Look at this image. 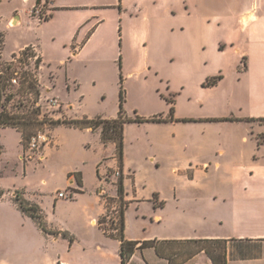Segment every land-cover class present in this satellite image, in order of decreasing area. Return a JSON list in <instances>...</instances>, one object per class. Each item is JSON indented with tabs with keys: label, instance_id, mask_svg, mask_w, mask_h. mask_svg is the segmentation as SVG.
Listing matches in <instances>:
<instances>
[{
	"label": "crops",
	"instance_id": "1",
	"mask_svg": "<svg viewBox=\"0 0 264 264\" xmlns=\"http://www.w3.org/2000/svg\"><path fill=\"white\" fill-rule=\"evenodd\" d=\"M7 1L12 6L4 12L0 0V24L5 21L12 29L27 25L33 32V40L22 43L16 51L27 45L36 47L43 62L39 71L46 66L53 78L52 82L43 83L45 91L58 99L68 119L118 116L119 90L117 104L94 112L85 109L87 104H76L71 97L76 90L79 100L84 97L83 83L75 74L76 65L87 69L91 62L89 46L109 41L121 48L119 73L123 70L130 79L134 76L142 84L148 80L154 84L153 94L142 90L139 103L133 104L129 100L132 89L127 86L124 116L157 118L124 123L120 159L116 143L103 141L101 126L92 129L55 125L51 130L52 143L44 146L42 160L23 159L20 132L6 127L16 136L15 148L11 157H6L9 148L0 137V182L4 176H18L19 169L27 177L46 170L48 154L68 147L70 136L58 133L60 129L84 133L79 150L82 146L92 154L90 159L71 158L75 161L62 167L66 180L52 193L50 208L39 186L22 189L13 185L6 196L1 194L0 204L10 203L11 213L4 224L8 236L14 235L8 224L18 213L27 229L23 246L28 253H45L49 247L57 252L63 246L68 253L76 247H94L104 258L113 252L118 256L114 264H120L118 233L122 214L124 239L138 242L127 264H264V0H228L226 6L221 0ZM39 2L46 3L49 9V16L41 22L29 14ZM45 42L63 46L57 60L42 48ZM146 43L149 46L145 55L136 54V46ZM207 46L211 55L223 61L210 66L201 64L208 53ZM150 48H154L153 53ZM228 53L233 56L232 61L224 58ZM166 60L172 64L174 75L165 72ZM61 67L64 90L57 83ZM228 72L236 75L237 89L240 80V104L236 92L234 100L202 92L219 90ZM214 76L220 78L214 85L205 86L206 80ZM192 80L196 92L191 89ZM229 117L238 119L224 120ZM132 125L151 130L148 140L152 151L148 156L156 169L162 164V154L172 161L171 171L177 180L170 183V198L157 186L149 187L146 195L141 194L145 184L139 176L141 165L131 158L128 148ZM1 128L5 127H0V131ZM87 166L93 174L91 181L86 177ZM115 167L123 174L121 192L118 179L101 177L106 168ZM46 183L42 177L40 185ZM65 188L73 192L72 198H57L56 192ZM186 189L196 191L191 204L184 202L182 193L179 195L180 190ZM16 190L23 191L29 203L39 207L47 231L19 209L14 200ZM171 199L175 205L172 219L177 212L192 224L191 230L161 236L130 231L132 205L140 210L133 218L146 219L150 215L141 212V204L151 203V221L161 222L169 215L164 213L170 209ZM142 243L144 246L138 247ZM61 263L72 264L67 260L48 264ZM93 264L113 263L106 258Z\"/></svg>",
	"mask_w": 264,
	"mask_h": 264
},
{
	"label": "rangeland",
	"instance_id": "2",
	"mask_svg": "<svg viewBox=\"0 0 264 264\" xmlns=\"http://www.w3.org/2000/svg\"><path fill=\"white\" fill-rule=\"evenodd\" d=\"M228 0H221L222 6H226ZM12 3L7 0H3L1 9L4 12L10 10ZM3 34V49H2V58L5 61L11 60V54L17 50V48L24 42L33 40V32L30 31L27 25L18 28H9L5 21L0 24V33ZM225 32V31H223ZM148 43L145 45L136 46L135 53L144 56L147 52ZM42 48L47 54H49L53 59H58L63 52V46L58 43H47L45 42L42 45ZM121 48L118 46V43L113 41L106 42L104 44L90 45L88 48V56L91 58V62L88 64L87 69H83L80 65H76L75 74L78 76V79L83 83L84 97L79 100V91L76 90L73 93L71 92L72 100L76 104H87L85 109L89 112H94L100 107H113L114 104L118 103V90H119V69H118V56L121 54L119 52ZM207 55L204 56L200 63H207L208 66L216 65L218 62L223 61L216 57L215 55L210 54V48L207 46ZM154 52V48H150V53ZM29 55L21 57V60H18L15 65L16 71L12 74L9 79V83L4 90V94L0 99L1 104H8L9 108H15L12 104H36L40 107V115L37 118H46L47 120L59 121L67 120L68 118L63 113L51 107L49 104L50 95L45 91L44 84L52 82V74L48 73V68L45 66L43 71L34 72L35 79L37 82L38 94H35L33 91H28L27 86L32 82L33 77L30 73V69H33L34 61L39 57V52L29 51ZM228 60H233L232 55L224 57ZM26 62L28 64H26ZM165 72L173 74L172 64L166 60L164 63ZM29 73H28V72ZM64 69L61 67L60 78L58 84L60 89H63L64 84ZM122 84L124 89H127V86H131V95H130V104L139 103V93L144 91L147 95L150 94V91L155 92L154 84L152 80L141 83L137 78H128L126 73H121ZM128 79V82L126 80ZM236 75L227 73L226 80L219 90L215 91H202L203 94L215 93L216 96H220L222 100H225L227 97H230V100H234V94L237 93V100L239 104L242 102L241 98V87L240 80L238 81V89L236 88ZM127 83V84H126ZM194 80L191 81L190 86L192 90H197L194 86ZM58 87V85H57ZM64 90V89H63ZM139 90V91H138ZM138 91V92H137ZM236 92V93H235ZM13 93L14 96L10 100H6L5 96ZM156 94V93H155ZM167 98V97H166ZM17 110V109H16ZM20 114H25L24 117L28 116L30 110L28 106H20L17 110ZM62 114V115H61ZM57 125V123H49L45 121L43 124H37L34 130L43 131L51 136L52 128ZM17 130V129H16ZM18 131V130H17ZM151 130L145 127H139L137 125H132L128 130V138L131 141L129 145V151L131 153V158L141 165L139 176L145 181L144 188L141 189V194L146 195L149 192V187L157 186L161 187V191L164 192L169 198L171 197V188L170 183L177 180L176 174L171 171V162L169 157H165L164 154L162 157L161 166L156 169L153 163L149 160V152L152 151L151 143L148 140L151 133ZM13 131L8 130L6 127L1 128L0 137L5 142L9 150L6 153V157H11V153L15 148V134ZM20 132V131H19ZM58 133H64L69 135L70 140L68 141V147L64 148L63 152L60 151H51L48 154V168L44 171H39L35 174H31L30 177L23 175L19 169L18 176H4L0 183L2 187V197L8 194V189L13 185H18L22 189L25 187H37L39 186L43 193L46 196V201L50 208L51 206V196L54 193L55 188L62 186L66 180V174H64V165L72 163L71 158L75 160L81 158H91L92 154L89 151H84L83 147L79 150L78 143L80 140L85 138L84 133L79 135L72 130H59ZM152 133H155L154 130ZM21 134V133H20ZM22 137V136H21ZM135 138H139L136 140ZM22 145L25 144L23 152L27 146V140L22 141ZM1 152V146H0ZM73 160V161H75ZM67 163V164H66ZM86 177L89 181L93 180V174L90 170V166L85 168ZM44 177L47 180L46 185L41 186L40 180ZM184 196V202L186 204L192 203V198L194 197L196 191L190 190H180L179 195ZM9 202L4 201L0 204V262L5 264H48L50 261H62L67 260L72 264H93L96 262L105 261L107 258L108 262L114 264L117 257H115L113 252L106 253L105 258L102 257V252L96 250L94 247L89 249L82 250L81 247H76L72 253L65 251L63 246H61L57 252L54 251V247H49L45 253L35 252L33 254L28 253L27 247L23 246L24 236L27 233V229L22 225L21 217L18 213H15V217L11 219V222L8 224L12 227L13 237L10 238L5 231L4 224L8 221V215L11 213ZM174 203L172 199L170 200V209L165 214H169L161 222H157L152 219L153 206L151 203L144 202L141 204V212L148 213L146 219L139 217L134 219L136 215V206L132 205L129 208V213L133 216L130 221V231L139 232L141 235H167L170 233H184L193 228L192 224L189 221L184 220L177 212L175 213V218L172 219L171 213L173 211ZM182 207V205H180ZM51 246V245H50ZM39 261V263H36Z\"/></svg>",
	"mask_w": 264,
	"mask_h": 264
},
{
	"label": "trees",
	"instance_id": "3",
	"mask_svg": "<svg viewBox=\"0 0 264 264\" xmlns=\"http://www.w3.org/2000/svg\"><path fill=\"white\" fill-rule=\"evenodd\" d=\"M2 49H3V34L0 33V99L2 95L4 94V90L8 85V81L12 74L16 71L15 65L18 60H21L23 56L29 55V48H25L23 50H19L17 52H13L11 54V60L5 61L2 58ZM42 59L41 57H37L33 64V69H30V73L33 77L32 82L29 83L27 86L28 91H33L35 94H38L37 90V82L34 78V72L39 73V68L42 65ZM26 64H28L26 62ZM118 66L120 68V62H118ZM28 72V71H27ZM29 73V72H28ZM220 78V76H214L206 80L204 83L205 86L214 85L216 81ZM122 76L121 73H119V111L118 116L114 119H102L100 117L92 118V119H67L63 120L59 123V121H53V120H47L46 118H37L38 115H40V107L36 104H12L15 108H9L8 104H1L0 103V127H13L20 131L21 133V139L22 141L27 140L31 138L32 135H34L37 130H34L36 123L43 124L45 121H49V123H57V124H66L69 126H79V127H91L92 129L96 128L97 126H101V136L103 141H109L112 140L117 145L118 155L119 159L122 154V132H123V125L124 123L128 121H136L141 122L145 120H156V117L152 118H139L136 117L135 119H128L124 116V109L123 104L125 101V89L122 84ZM14 96L13 93H10L5 96L6 100H10ZM20 106H28V109L30 110L28 116L24 117L25 114L18 113V109ZM17 109V110H16ZM173 106L170 107V110L172 112ZM238 118L229 117L224 118V120H236ZM25 147V144H23V148ZM118 191H122V180L121 178L118 179ZM2 194V191H0V196ZM14 200L17 203L19 209L27 214H29L38 224V226L43 230L47 231L43 215L41 213V210L37 205L29 203V201L23 196V191L16 190L14 194ZM123 231V217L121 214V217L119 218V233L118 237L120 239V264H127L129 261L131 255L133 254L138 242L136 241H130L125 240L122 234ZM144 246V243L140 244L138 247Z\"/></svg>",
	"mask_w": 264,
	"mask_h": 264
},
{
	"label": "built area",
	"instance_id": "4",
	"mask_svg": "<svg viewBox=\"0 0 264 264\" xmlns=\"http://www.w3.org/2000/svg\"><path fill=\"white\" fill-rule=\"evenodd\" d=\"M29 14L31 17L35 18L38 22L44 21L49 16V9L46 5V3H36L30 10ZM29 48V51L33 52L36 51V47L34 45H27L23 47L21 50ZM17 52V51H15ZM41 57V56H40ZM50 106L54 109L61 112L62 105L55 97L49 98ZM62 115V114H61ZM52 143V138L50 135L43 131H38L34 135L31 136L29 139L27 146L22 154L23 159H33L36 158L37 160H42L44 157L43 154V148L47 144ZM122 171L119 167H115L113 169L106 168L104 173L101 175L102 178L107 179L108 177H114L115 180L122 177ZM57 198H63V199H70L73 196V192L70 191L68 188H65L63 190H58L56 192ZM116 220V219H114ZM63 264V263H61Z\"/></svg>",
	"mask_w": 264,
	"mask_h": 264
}]
</instances>
